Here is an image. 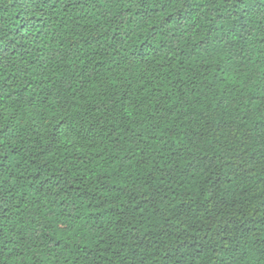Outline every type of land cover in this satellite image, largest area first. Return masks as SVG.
Here are the masks:
<instances>
[{
  "label": "clouds",
  "instance_id": "obj_1",
  "mask_svg": "<svg viewBox=\"0 0 264 264\" xmlns=\"http://www.w3.org/2000/svg\"><path fill=\"white\" fill-rule=\"evenodd\" d=\"M0 264H264V0H0Z\"/></svg>",
  "mask_w": 264,
  "mask_h": 264
},
{
  "label": "trees",
  "instance_id": "obj_2",
  "mask_svg": "<svg viewBox=\"0 0 264 264\" xmlns=\"http://www.w3.org/2000/svg\"><path fill=\"white\" fill-rule=\"evenodd\" d=\"M225 230H227V229L225 228Z\"/></svg>",
  "mask_w": 264,
  "mask_h": 264
}]
</instances>
